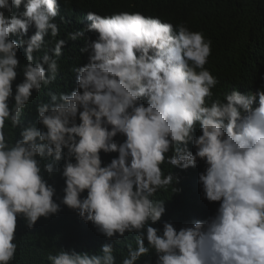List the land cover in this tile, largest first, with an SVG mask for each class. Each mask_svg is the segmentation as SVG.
I'll return each instance as SVG.
<instances>
[{"label":"clouds","instance_id":"clouds-1","mask_svg":"<svg viewBox=\"0 0 264 264\" xmlns=\"http://www.w3.org/2000/svg\"><path fill=\"white\" fill-rule=\"evenodd\" d=\"M57 18L58 0H0V264L16 258L18 221L31 230L64 207L105 242L49 252V264H117L122 242L119 264H264V84L214 93L212 41L183 22L88 11L61 38ZM81 38L75 87L53 90L68 41ZM200 162L203 199L218 207L177 228L156 198L181 191L164 166Z\"/></svg>","mask_w":264,"mask_h":264},{"label":"trees","instance_id":"trees-1","mask_svg":"<svg viewBox=\"0 0 264 264\" xmlns=\"http://www.w3.org/2000/svg\"><path fill=\"white\" fill-rule=\"evenodd\" d=\"M58 2L64 17L63 22L57 18L61 38H66L68 32L77 31L90 23L84 19L88 11L101 15L139 11L174 25L186 23L193 31H202L212 41V55L206 67L220 81L213 90L214 93L222 96L223 92L233 87L242 92H255L264 84V0H66V5L64 0ZM79 20H83V23L78 22ZM87 35L95 39L94 33ZM83 44L82 38L68 41L61 58L63 79H58L52 86L53 90L59 88L70 92L75 87V77L70 69L74 64L82 65L87 62V54L79 52ZM18 56L23 63V48ZM39 98L47 99L43 93L39 94ZM33 99L34 102L37 99L35 94ZM28 119L35 120L34 111ZM196 134H199L198 128ZM116 155L102 153V159L107 163ZM203 169V162L197 168L186 171L171 170V166H164L165 172L171 171L174 176L179 177L176 187L181 191L174 194L169 188L166 192L157 194V199L166 200V214L162 220L171 221L179 228L186 222L205 219L214 214L218 204L203 199L201 186L197 183L198 173ZM54 182L57 193L61 194L63 180L57 175ZM17 238L19 246L12 264H49V252L56 254L60 248L94 252L105 242V238L98 235L90 223L85 224L66 207L48 220L41 218L31 230L24 226L22 220L18 221ZM129 240L131 241V237ZM116 254L119 264L120 259L127 254L123 242L117 246ZM154 260V255L146 256L138 264H154Z\"/></svg>","mask_w":264,"mask_h":264}]
</instances>
